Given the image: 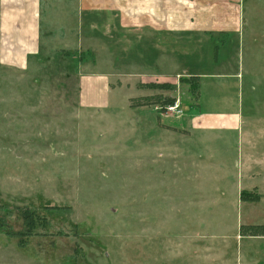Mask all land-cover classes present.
Masks as SVG:
<instances>
[{"label": "rangeland", "instance_id": "obj_1", "mask_svg": "<svg viewBox=\"0 0 264 264\" xmlns=\"http://www.w3.org/2000/svg\"><path fill=\"white\" fill-rule=\"evenodd\" d=\"M236 1L235 29L189 26L157 65L129 10L87 28L74 10H44L39 49L27 56L5 37L0 11V220L20 232L28 214L36 227L25 240L0 232V264H233L249 249L264 260V228L241 232L255 226L216 214L185 219L178 175H164L161 160L155 177L149 160L156 133L161 159L166 140L180 148L200 101L211 109L214 95L241 94L237 83L264 87V0ZM79 30L87 37L74 38ZM154 96L175 102L144 100ZM246 193L258 200L240 201L259 202ZM198 226L203 259L190 257L184 235Z\"/></svg>", "mask_w": 264, "mask_h": 264}, {"label": "crops", "instance_id": "obj_2", "mask_svg": "<svg viewBox=\"0 0 264 264\" xmlns=\"http://www.w3.org/2000/svg\"><path fill=\"white\" fill-rule=\"evenodd\" d=\"M125 1L129 0H0L4 35L11 44H18L22 51L25 50L23 53L27 56L39 49L40 15L44 10L56 11L57 6H62L63 11L74 10L79 13L78 17H74L76 22H80L79 28H87L93 20H99L101 27L104 24L108 27V18L112 16L109 13L126 9L133 12V18L142 24L140 28L147 29V43L152 48L151 55H155L157 65L158 59L167 63L166 45L173 38L181 37L179 34H184V29L189 26L198 29L222 27L227 32L237 27L236 0H131L128 5ZM75 37L83 38L87 34L79 30L74 33ZM228 38L230 36L225 43ZM157 44L162 46L157 49ZM195 64L197 69H203V65ZM212 66H217V63ZM235 85V92L241 94L225 100L214 95L219 101H215L211 109L204 108L199 102V112L189 117L187 129H182L186 132L181 135L180 148L173 144L170 146L166 140L163 159L159 156L162 148L157 146L156 133L151 139L154 142H150L149 160L154 165L155 177L157 169L163 163L166 165L165 161L169 163L165 166L164 175L169 171L172 177L173 172L178 175L172 184L175 189L177 182L181 181L183 190V206L178 214L185 212L182 214L185 219L198 220L206 214H216L220 220L234 218L239 220V229L241 225L264 226V87L242 83ZM167 132L163 133L166 139ZM242 192H255L260 196L259 202L240 201ZM257 219L261 221H255ZM184 235L191 237L188 239L189 250L194 247L190 257L198 254L199 259H203L200 240L204 233L199 226L196 232ZM171 241L177 243L179 239ZM175 243L173 247H179L181 242L178 245ZM230 252L237 253L234 248ZM248 252H251L250 255H243L244 259H233V264L237 261L264 264L263 259H253V250Z\"/></svg>", "mask_w": 264, "mask_h": 264}, {"label": "trees", "instance_id": "obj_3", "mask_svg": "<svg viewBox=\"0 0 264 264\" xmlns=\"http://www.w3.org/2000/svg\"><path fill=\"white\" fill-rule=\"evenodd\" d=\"M216 59H217V49L214 48L213 60L216 61ZM168 87H169V85L164 83V84L149 85L148 88L156 89V90L157 89H159V90H167V89H169ZM152 98L154 100H156L155 104L159 103V101H162V105H170L171 106L175 102V100L172 99V98H164V97H160V96H154V97H148V98L145 97L144 100L148 101L147 103H149V101H151ZM247 194L248 193H246V192H242L240 194V200H242V201L258 200V198H249L248 196H250V195L249 194L247 195ZM29 218H30V215H28V214H25L23 216L24 223H25V225L27 227H26L25 230L23 229L20 232L19 231L12 232L10 230V228H8V226L5 225L4 221L0 220V232H3L6 237H10V238L20 237L19 240H25L27 237H30V236L34 235L35 228H36L34 223H33V221L29 222L30 221ZM24 228H25V226H24ZM261 228H264V227H258V226H255V227H241L240 230H241V232H243L244 230L257 231V230H259Z\"/></svg>", "mask_w": 264, "mask_h": 264}]
</instances>
